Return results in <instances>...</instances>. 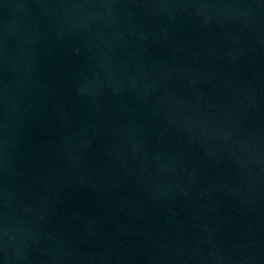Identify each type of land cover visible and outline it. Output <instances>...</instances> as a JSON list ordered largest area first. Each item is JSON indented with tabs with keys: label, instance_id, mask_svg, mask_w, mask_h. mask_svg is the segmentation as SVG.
I'll return each instance as SVG.
<instances>
[{
	"label": "water",
	"instance_id": "95a60500",
	"mask_svg": "<svg viewBox=\"0 0 264 264\" xmlns=\"http://www.w3.org/2000/svg\"><path fill=\"white\" fill-rule=\"evenodd\" d=\"M0 264H264V0H0Z\"/></svg>",
	"mask_w": 264,
	"mask_h": 264
}]
</instances>
